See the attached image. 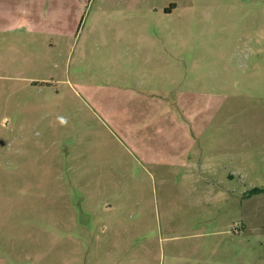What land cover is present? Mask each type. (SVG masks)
Returning <instances> with one entry per match:
<instances>
[{"label": "rangeland", "instance_id": "obj_1", "mask_svg": "<svg viewBox=\"0 0 264 264\" xmlns=\"http://www.w3.org/2000/svg\"><path fill=\"white\" fill-rule=\"evenodd\" d=\"M38 1L0 28V264H264V0Z\"/></svg>", "mask_w": 264, "mask_h": 264}, {"label": "crops", "instance_id": "obj_2", "mask_svg": "<svg viewBox=\"0 0 264 264\" xmlns=\"http://www.w3.org/2000/svg\"><path fill=\"white\" fill-rule=\"evenodd\" d=\"M15 7L16 8H12L11 10H5L2 4L0 3V12H3V13L9 12L13 15V18H11L9 22H7L8 24L6 26L0 23V28L21 29L26 26H39L40 25L39 15H40V12H42V10H46L47 14L50 13V10L55 11V8H41L40 2L38 0H29V1L25 0L24 4H22L21 6H19L18 4ZM175 8H176V5L171 4L169 7H165L163 11L165 14H171ZM47 14L43 17L44 18L43 23L50 24L51 21L47 19L48 17ZM140 104L142 103L140 102ZM181 105H184V104H181ZM175 107L180 109V105L178 104H175ZM189 118L190 117H187L184 119L186 121L191 122Z\"/></svg>", "mask_w": 264, "mask_h": 264}]
</instances>
